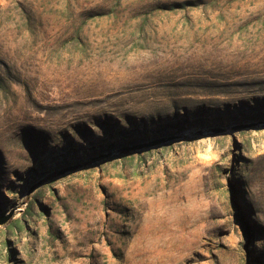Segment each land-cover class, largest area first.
I'll return each instance as SVG.
<instances>
[{"label": "rangeland", "instance_id": "obj_1", "mask_svg": "<svg viewBox=\"0 0 264 264\" xmlns=\"http://www.w3.org/2000/svg\"><path fill=\"white\" fill-rule=\"evenodd\" d=\"M0 264H264V0H0Z\"/></svg>", "mask_w": 264, "mask_h": 264}, {"label": "water", "instance_id": "obj_2", "mask_svg": "<svg viewBox=\"0 0 264 264\" xmlns=\"http://www.w3.org/2000/svg\"><path fill=\"white\" fill-rule=\"evenodd\" d=\"M151 145H154V144H151ZM150 146V145H149Z\"/></svg>", "mask_w": 264, "mask_h": 264}]
</instances>
